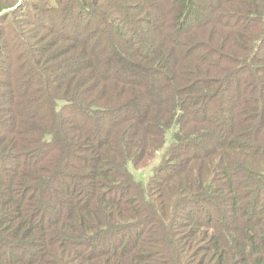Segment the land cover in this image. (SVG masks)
<instances>
[{
    "label": "trees",
    "instance_id": "obj_1",
    "mask_svg": "<svg viewBox=\"0 0 264 264\" xmlns=\"http://www.w3.org/2000/svg\"><path fill=\"white\" fill-rule=\"evenodd\" d=\"M39 1L0 0V264H264V0Z\"/></svg>",
    "mask_w": 264,
    "mask_h": 264
},
{
    "label": "rangeland",
    "instance_id": "obj_2",
    "mask_svg": "<svg viewBox=\"0 0 264 264\" xmlns=\"http://www.w3.org/2000/svg\"><path fill=\"white\" fill-rule=\"evenodd\" d=\"M26 1H28V2H34L35 3V6H40V4H41V2L39 1V0H26ZM32 10V9H31ZM30 10V11H31ZM34 11H31V12H28V13H30V17L32 16V13H33ZM159 153V152H158ZM158 153H156V155H158ZM157 159H158V157L156 156V158H155V161H157ZM146 172V171H145ZM143 176V175H142Z\"/></svg>",
    "mask_w": 264,
    "mask_h": 264
}]
</instances>
